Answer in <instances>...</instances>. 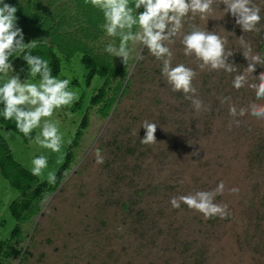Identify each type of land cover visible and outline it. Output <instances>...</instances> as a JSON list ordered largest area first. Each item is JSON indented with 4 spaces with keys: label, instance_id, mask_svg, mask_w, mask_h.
I'll use <instances>...</instances> for the list:
<instances>
[{
    "label": "rangeland",
    "instance_id": "374dc122",
    "mask_svg": "<svg viewBox=\"0 0 264 264\" xmlns=\"http://www.w3.org/2000/svg\"><path fill=\"white\" fill-rule=\"evenodd\" d=\"M70 4L73 14L74 9H85L84 3L69 0ZM219 7L212 18L194 22L227 34L234 53L229 62L242 70L247 61L238 39L244 35L253 51L264 55L259 47L261 38L264 43V22L259 34L245 33L231 13L224 15L225 5ZM113 39L102 31L93 46L108 54L104 48ZM57 40L54 50L61 59L58 77L70 79L69 87L79 94L77 102L57 110L52 117L60 121L64 134L61 152L26 143L14 132L3 131V137L15 160L29 171L35 156L48 157V168L38 177L47 182V173H57L64 163L87 112L89 127L74 149V160L62 185L46 204L42 203L38 215L22 224L19 247H29L32 254L23 264H264V121L245 116L240 127L229 130L232 118L219 99L231 96L237 105H247L255 98L254 92L248 88L236 91L231 86L232 77L222 71L197 69L194 84L205 104L211 105L210 112L197 114L182 93L170 91L161 76L160 62L143 49L144 60L130 58L127 64L123 58L110 55L125 69L126 82L130 78L132 83L121 102L114 105L116 111L105 118L99 113L102 104L90 106L104 79L96 76L88 84L82 54L76 51L67 59L70 38ZM131 47L135 55L142 46ZM173 51V63L196 67L182 54L179 41ZM13 65L21 79H26L27 63L20 60ZM261 71L264 67L258 65L253 75ZM118 79L122 78L113 79L112 87ZM66 112L72 113L71 118ZM145 119L157 124V141L151 145L140 143ZM96 149L104 159L102 164L96 163ZM219 180L226 188L215 200L228 203L231 215L227 219L205 220L185 205L171 207L170 197L211 189ZM233 185L239 186L238 194L228 192ZM19 196L0 171V241L9 239L18 224L9 207ZM119 226H123L122 231H117Z\"/></svg>",
    "mask_w": 264,
    "mask_h": 264
},
{
    "label": "clouds",
    "instance_id": "9594fccd",
    "mask_svg": "<svg viewBox=\"0 0 264 264\" xmlns=\"http://www.w3.org/2000/svg\"><path fill=\"white\" fill-rule=\"evenodd\" d=\"M102 13L101 31L114 38L107 43L104 51L111 56L123 58L127 64L130 58L136 61L145 59L143 49L161 64V76L172 92H180L192 109L197 113L211 111V105L205 104L194 84L198 72H224L232 77L231 86L236 91L248 88L254 92V99L247 105H237L231 96L220 97L221 106L227 105L229 130L240 127L245 116L264 121V71L254 76L256 67H264V55L254 52L250 41L244 35L238 39L247 61L242 70L229 58L234 55L228 42V35L221 31H209L194 21H207L213 17L216 7L225 5L224 15L231 13L236 25L245 33L261 32L264 0H85ZM220 8V7H219ZM140 9H143L140 11ZM17 7L0 0V116L5 121H14L15 128L30 142L40 148L60 153L64 144V134L60 121L52 119L57 110L71 107L79 100L78 91L70 88L71 80L52 74L50 61L40 55H33L32 49L37 41L24 42L22 28L18 26ZM223 16L220 17L222 19ZM225 33L234 34V32ZM118 39V43L116 40ZM179 41L182 54L193 60L196 67L184 62L173 63V46ZM142 47L133 55L132 45ZM28 66L27 78L21 79L13 65V57L21 58ZM23 71V69H21ZM69 118L72 113L66 112ZM145 135L140 139L144 145L154 144L157 124L147 119L141 123ZM39 130L35 137L34 130ZM133 134H137L135 130ZM96 163H104L99 149H96ZM197 155V153H195ZM30 169L33 176L42 177L48 168L46 155L35 156ZM55 171L47 173V182L56 183ZM183 183V181H181ZM226 184L219 180L211 189L194 190L186 194L170 197L173 209L187 206L191 211L200 213L205 220L211 218L227 219L231 212L226 202H216L217 195H223ZM230 194H238L239 186L227 188ZM51 194L45 196L47 203ZM46 211H50L45 209ZM119 226L117 231H122Z\"/></svg>",
    "mask_w": 264,
    "mask_h": 264
},
{
    "label": "trees",
    "instance_id": "16d2710c",
    "mask_svg": "<svg viewBox=\"0 0 264 264\" xmlns=\"http://www.w3.org/2000/svg\"><path fill=\"white\" fill-rule=\"evenodd\" d=\"M71 1L84 3L83 9L85 8L84 11L88 14L79 9L77 11L74 9L73 14L71 4L69 6V0H4L5 3L17 7L16 16L18 17V26L23 30L24 42L37 41V47L32 49V54L40 55L49 60L54 76H58L61 71V59L54 50V47L58 44L57 38H64L65 36L70 38L71 42L69 41V43L72 47L66 48V50H69L67 59H70L74 52L79 51L82 54L81 62L88 71V84L96 76L104 79V84L100 90L91 98L90 106L94 107L102 104L99 113L107 118L112 111H116L117 108H114V105L121 102L132 82L130 78L126 82L125 69L115 62V58L98 52L93 46L102 32L98 26L103 22L102 13L92 7L90 3L86 4L85 0ZM142 10L140 9V11ZM261 15L264 17L262 13ZM263 22L264 19H262L260 25ZM73 27H75L74 31H72ZM259 47L261 51L262 49L264 51L262 38L259 40ZM20 60H23L22 55L21 58L13 57L12 62ZM119 77L122 79H118L116 85L112 87L113 79ZM110 92H112L111 96L109 95ZM217 106L216 108L220 107ZM88 127L89 114L87 112L77 127L75 137L66 152L64 163L56 173L55 185L41 181L19 164L13 157L8 143L0 135V171L10 186L20 194L19 198L12 202L9 207L11 215L18 224L13 229L9 239L0 241V264L18 259L19 264H23L32 255L29 252V247H19L23 236L22 224L38 215L42 210V202L45 196L56 193L62 185L74 160V149L79 146L80 140ZM0 128L16 133L26 143L30 142L28 138H25L22 133L16 130L14 121H5L0 116ZM35 135L36 130L32 133L33 137ZM124 207H128V204H125Z\"/></svg>",
    "mask_w": 264,
    "mask_h": 264
},
{
    "label": "bare ground",
    "instance_id": "6f19581e",
    "mask_svg": "<svg viewBox=\"0 0 264 264\" xmlns=\"http://www.w3.org/2000/svg\"><path fill=\"white\" fill-rule=\"evenodd\" d=\"M126 85V84H125ZM124 90V89H123ZM122 94V93H121ZM121 96V95H120ZM3 106L2 105H0V108H2ZM3 131H6L5 129H1L0 128V135L3 137V134H2V132ZM9 132V131H8ZM4 138V137H3ZM7 142V141H6ZM9 145V144H8ZM9 148H10V146H9Z\"/></svg>",
    "mask_w": 264,
    "mask_h": 264
}]
</instances>
